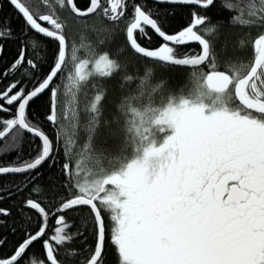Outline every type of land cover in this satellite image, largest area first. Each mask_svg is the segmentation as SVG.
Instances as JSON below:
<instances>
[{"label": "snow or ice", "instance_id": "1", "mask_svg": "<svg viewBox=\"0 0 264 264\" xmlns=\"http://www.w3.org/2000/svg\"><path fill=\"white\" fill-rule=\"evenodd\" d=\"M4 3L0 264H264V0Z\"/></svg>", "mask_w": 264, "mask_h": 264}, {"label": "trees", "instance_id": "2", "mask_svg": "<svg viewBox=\"0 0 264 264\" xmlns=\"http://www.w3.org/2000/svg\"><path fill=\"white\" fill-rule=\"evenodd\" d=\"M37 3H39V0H36ZM221 0H217V4H219ZM229 2L234 3L236 5V12L228 13V14H238L241 7L247 3V0H229ZM0 4H3V11L5 12H11V8L7 6L6 3H4V0H0ZM189 9L187 7L184 8H178L177 10V21L179 22L181 18L187 19ZM18 23V21H17ZM247 30V29H245ZM70 39H74L77 44L83 42L85 45L88 44L90 37L87 33L83 34V37H81V34L78 32V30L73 29V36L70 37ZM191 47H195V45H190ZM14 51V47L12 45H6L5 47V54L0 56V73H3L5 67L9 64V61L12 57V52ZM245 57L250 55V50H246L244 53ZM15 71V70H12ZM191 69H185V68H173L168 69L165 72V75L169 77L170 80V87L173 92V94L180 95L184 92H187L191 87V77H190ZM19 75V73H17ZM11 79V76L9 77V80ZM97 80L99 82H104L97 76ZM6 83V81L0 80V87L3 86V84ZM81 100H83V97L81 96ZM38 104V102H37ZM4 141H0V146H3ZM30 151V145L25 143L24 145V152L28 153ZM15 157V152H7L6 154H0V163H4L7 161H11ZM87 164V161H86ZM18 178V177H17ZM15 179L13 177H0V185L3 184L5 180H12ZM5 195L2 191H0V196ZM11 201H4V203H10ZM10 246V245H9ZM34 250H39L38 245L33 246ZM105 264H116V256L114 253V249L106 244V251H105Z\"/></svg>", "mask_w": 264, "mask_h": 264}, {"label": "water", "instance_id": "3", "mask_svg": "<svg viewBox=\"0 0 264 264\" xmlns=\"http://www.w3.org/2000/svg\"><path fill=\"white\" fill-rule=\"evenodd\" d=\"M3 140V138H0V141Z\"/></svg>", "mask_w": 264, "mask_h": 264}]
</instances>
